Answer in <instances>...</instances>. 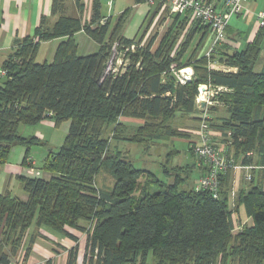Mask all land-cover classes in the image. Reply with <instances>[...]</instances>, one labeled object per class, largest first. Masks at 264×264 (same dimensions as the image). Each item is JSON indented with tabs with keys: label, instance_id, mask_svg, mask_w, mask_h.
Listing matches in <instances>:
<instances>
[{
	"label": "trees",
	"instance_id": "1",
	"mask_svg": "<svg viewBox=\"0 0 264 264\" xmlns=\"http://www.w3.org/2000/svg\"><path fill=\"white\" fill-rule=\"evenodd\" d=\"M153 5L148 26L155 14L169 8L160 0ZM100 8L96 2L87 22L63 14L49 25L43 16L35 35L23 38L3 63L7 72L0 79V163L15 145L27 146V158L31 145L39 142L20 132L22 124L51 118L56 125L70 121V127L63 145L49 152L44 162L49 178L20 176L27 200L10 192L0 194V264L15 256L33 223L77 242L69 249L67 264H78L79 254V238L69 228L87 233L83 264H264V69L256 71L264 32L241 50L229 52L218 45L211 55H199L210 29L199 21L188 26L190 14L173 13L156 44L158 32L146 40V32L134 39L122 36L130 10L112 25L110 19L102 21ZM79 31L98 42L99 50L80 55L75 38ZM60 37L64 39L54 60L37 61L41 42ZM114 43L124 64L106 73ZM214 62L227 69L212 67ZM187 66L194 74L183 84L175 71ZM202 84L224 87L209 107L211 112L218 104L225 108L226 114L217 120L197 103ZM196 114L197 120L205 119L223 132L231 145L232 152L224 148L229 156L253 167V178L238 192L235 208L230 197L232 170L221 175L220 195L215 198L209 190L181 188L193 166H176L175 172H168L174 182H167L111 148L115 139L149 150L157 141L186 137L189 133L180 125ZM123 116L144 122L130 126L121 121ZM104 166L114 177L110 188L97 184ZM194 166L199 167L198 160ZM145 173L148 178L142 181ZM243 213L253 223L234 232Z\"/></svg>",
	"mask_w": 264,
	"mask_h": 264
},
{
	"label": "crops",
	"instance_id": "2",
	"mask_svg": "<svg viewBox=\"0 0 264 264\" xmlns=\"http://www.w3.org/2000/svg\"><path fill=\"white\" fill-rule=\"evenodd\" d=\"M96 2H100L101 8V15L103 16V20L110 19L112 25L115 24L116 19L119 17L121 13L126 10H130L124 28L122 30V36L128 39H134L146 32L145 40L150 37L151 32L154 29H157L155 32H158L157 38L155 43L157 44L164 33L167 31L169 26L171 25L172 19V12L170 8L161 10L160 13L162 14H155L153 18V22L150 26H148L149 19L151 18L155 6L149 2H137V0H0V71L3 70V63L6 58L13 52V50L19 46L20 41L25 37H33L35 35L37 27L40 25L42 17H48V24L53 25L55 21L59 18V16L65 15H74L80 16L84 22L90 21L93 16L94 12V5ZM259 3L258 0H247L244 2V9L242 13L235 15L232 17L228 27H227V36L224 41H222L221 45H225V49L229 52H234L236 50L243 49L248 43L252 42L258 32L262 30L264 32V26L260 25V15L264 11L259 10ZM258 16V19H257ZM161 17H165L163 22H160ZM236 17V19L234 18ZM234 18V20H233ZM250 20L249 29L246 31L240 28V23L243 20ZM252 19V20H251ZM190 20V19H189ZM232 20L234 21L235 25L231 24ZM166 25V29L162 31V27ZM189 25H192L189 21ZM148 26V27H147ZM160 30V31H159ZM154 32V34H155ZM90 38L93 43H90L88 48H85L89 51L90 54L94 53L99 50L100 45L96 42L93 38H91L85 31H79L76 33L75 38L78 43V51L80 55H87V53L80 52L81 44L82 43H89L88 39ZM183 37V36H182ZM181 37V39H182ZM201 34H198L196 39L193 41V46L197 44L200 40ZM63 37L54 38L48 41H42L40 49L44 44H51V48L49 49L48 55L46 54L43 58L47 61H52L49 59H54L55 52L58 45L63 41ZM82 40V41H81ZM264 41V40H263ZM213 42V35L210 31H208L202 42V47L199 50V55L207 54ZM38 50V52L40 51ZM38 55V54H37ZM216 65H213V64ZM212 67L217 69H224L222 66H226L220 64L218 62H214ZM194 71L193 67L189 66ZM264 69V42L262 48V54L259 62L256 64V71H262ZM4 75L0 72V79H3ZM206 85V84H202ZM201 86V85H200ZM207 86V85H206ZM210 90H214L215 94L218 93V87L212 88L207 86ZM223 87V86H221ZM224 89V87H223ZM222 89V90H223ZM204 100L201 102H197L198 105L203 108L204 112L209 111V114L212 118L217 120L219 117L218 113L211 112L207 107V103L210 105L216 104L213 96L211 95V100H205L207 97L205 95H201ZM205 97V98H204ZM198 98V97H197ZM223 106L221 104H218ZM210 107V106H209ZM218 111V110H217ZM208 113V112H207ZM213 113V114H212ZM199 114V113H198ZM191 115L189 118H186L182 121V126L184 131H187L189 134L186 137L193 138L191 151L193 156H195L193 152V147L195 144L200 142V138L198 135L199 127H200V119L197 120L196 117L201 114ZM226 114V113H225ZM51 120V118H46ZM47 121V120H45ZM121 121L127 123L130 126H137L142 124L144 121L142 119L132 118L123 116L121 117ZM187 121V122H186ZM50 123L55 124V121H47ZM70 122V121H69ZM56 125V124H55ZM70 126V124H69ZM214 131V142L218 145L223 146L226 151H231V145L226 142V139L223 136V132L219 129L213 128ZM24 135V134H23ZM26 136V135H25ZM37 137V136H36ZM178 137V136H174ZM38 138V137H37ZM39 140V138H38ZM17 146V145H15ZM12 148L10 156L8 159L0 163V194L5 192H10L12 196L17 197L21 200L28 199V193L24 190L22 182L20 180V176H29L35 177L37 176V162L36 159L31 155V153L26 158V148L16 149L17 147ZM23 146V145H22ZM62 146V145H61ZM60 146V147H61ZM59 147V148H60ZM58 148V149H59ZM53 151V148H50ZM177 151L176 149H171ZM50 151V152H51ZM49 155V154H48ZM30 158V162L28 160ZM27 160V161H26ZM197 160V159H196ZM45 161V160H44ZM28 163L33 166L34 171H30V166ZM197 163V161H196ZM247 167H250L249 169ZM200 171L199 178L205 173V169L197 166ZM252 166L243 165L238 171H233V180L231 184V192L234 191V194L231 193V207L235 208L236 206V197L240 191V189L248 188L249 182L246 181L245 173L250 171L252 174ZM44 170V169H43ZM44 174H48L51 176V173H47L43 171ZM243 175V176H242ZM238 176H242L240 184H235L237 182ZM253 176V174H252ZM46 177V176H44ZM46 177V178H49ZM198 178V180H199ZM198 183V181H197ZM196 183V185H197ZM194 185L193 187H196ZM237 186V187H236ZM244 214V213H243ZM242 214V218H240L241 223L245 224H252L253 220L251 217L246 216L245 219ZM236 217V213H234ZM85 225V221L81 222ZM69 230L75 234L79 238V254H78V264H80L81 258V251L84 248L86 251L87 246V233L78 229L69 228ZM50 231L54 232L51 233ZM77 242L73 239L64 236L58 232H55L47 227H38L35 223L31 225L28 229L26 236L24 237V244L20 246L19 250L16 252L15 256L23 255L27 258L32 257L35 261L38 262H46V264H67L68 257H69V249L75 246ZM84 243V244H83ZM30 252L27 253V249ZM50 254H48V253ZM27 253V255H26ZM83 264V263H82Z\"/></svg>",
	"mask_w": 264,
	"mask_h": 264
},
{
	"label": "rangeland",
	"instance_id": "3",
	"mask_svg": "<svg viewBox=\"0 0 264 264\" xmlns=\"http://www.w3.org/2000/svg\"><path fill=\"white\" fill-rule=\"evenodd\" d=\"M258 3H259L258 9L264 11V0H258ZM234 18L236 19V17ZM257 19H258V16H257ZM233 20L231 24L235 25ZM239 23H240V26H239L240 28L246 31L249 29L250 20L246 21L244 19L242 22H239ZM161 29L162 31H164L166 29V25H164ZM156 30L157 29H154L151 32V34H154ZM84 37L88 39L89 43H82L80 52L85 53V54L86 53L90 54L89 52H92V51H89L85 48H88L89 47L88 45L90 43H93L90 41H93V40L90 38H87V36H84ZM116 44L117 43H114L110 57L106 63V67H105L106 73L116 72L117 71L116 67L121 68V66L123 65L119 63L120 61H119L118 56H119L120 50L118 49V46ZM134 47L135 45L131 46V48L133 49ZM50 48H51V44L42 45V48L38 52L36 60L39 62L45 61L43 58L45 57L46 54L48 55ZM117 51L118 53H116ZM49 60L53 61L54 59L51 58ZM187 67H184V68H187ZM207 104L208 105L205 108L209 109L210 104L209 103ZM215 113H218L219 117L223 116L226 113L225 108L223 106H220L218 111H216ZM45 120L51 121V122L54 121L53 119L51 120L43 119L36 124H22L20 126V132L22 134L26 135L27 137L37 136L39 138V142L32 144L29 150V153H31V155H33V157L36 159V162H37L36 169H37L38 177H44V176L49 177L48 174L43 173V171H45L42 169V167L44 166V162H45L44 160H46V158L48 157V154L51 151L50 148H53V150H58V148L61 145H63V143L65 142L66 136L69 132V127H70L69 121H64L61 124L55 125ZM192 140L193 138H190V137H171L170 139H167V140H161V141L155 142V144L148 150L143 144L130 142V141H124V140L118 141L115 139L112 141L111 148H113L114 151L121 150L123 154L127 153L130 156V158H132L133 163L136 167L148 169L152 171L155 175H157L160 179H162L163 181H167V182H174L175 176L169 175L168 172L170 173L175 172L176 166H184V165L193 166L194 168L191 172V175L189 177L187 184L181 186V188H184V187L187 188V187H193L194 185H196L198 178L200 176L199 169L194 166L197 160H196V157L193 156L192 151H191V145H192L191 141ZM22 145L23 144H17V146L15 147H17L16 149H20V148L25 149L26 147ZM171 149H176L177 151L173 154H170L171 153L170 151H172ZM168 153L170 154L169 156H168ZM30 164L31 163H28V166H30V171L33 172L34 168ZM242 176H238L237 178L238 180L235 184H240ZM147 178H148V174L145 173L142 176V181H145ZM113 182H114V177L111 175V173L108 171V169L105 166L102 167V169L100 170L97 176L98 186L104 187V188H110L111 186H113ZM231 193L234 194V191L232 190ZM236 194L238 193L236 192ZM243 216H244L243 219H245L246 217L244 214ZM238 220L239 218L237 217V221ZM85 225H89V224L85 222ZM50 232L54 233L52 231ZM23 244H24V239L21 245ZM84 256H85V249L83 248L81 251L80 264L84 262ZM150 258L153 259L152 255Z\"/></svg>",
	"mask_w": 264,
	"mask_h": 264
},
{
	"label": "built area",
	"instance_id": "4",
	"mask_svg": "<svg viewBox=\"0 0 264 264\" xmlns=\"http://www.w3.org/2000/svg\"><path fill=\"white\" fill-rule=\"evenodd\" d=\"M156 0H149L148 2L154 4ZM164 7L170 8L172 13L178 14H190V23L199 21L202 25L209 26L210 32L213 35L212 45L207 52L211 55L215 51L218 45L226 39L227 27L233 16L242 13L244 9V2L247 0H160ZM260 25L264 26V14L260 15ZM118 46V43L116 44ZM118 53V51L116 52ZM119 63L124 64L123 56L119 53ZM213 65H216L215 63ZM174 67V66H173ZM227 69V66H222ZM119 68L116 67V70ZM190 70V71H189ZM1 74L5 75L6 70L0 71ZM178 80L181 83H186L193 77V71L190 68H182L175 71ZM205 86V88H202ZM223 87L219 86L218 90L221 91ZM204 90V91H203ZM218 91V92H219ZM214 90H210L206 85L200 86V94L197 98V102H201L205 95V100L210 101L211 95H215ZM204 97V98H205ZM231 131L228 132V135ZM200 142L195 144L193 147L195 156L197 157L198 164L204 166L205 173L199 178L196 185V189L209 190L215 198L220 195L221 189V175L228 170L238 171L243 168V165L237 163L234 157L229 156L226 153L223 146L218 145L214 142V131L210 126L209 122L205 119L200 122L198 131ZM30 162V158H28ZM248 169L250 167H247ZM246 180H252L253 176L248 170L245 173ZM244 227V224L239 220H236L234 232L240 231ZM8 264H46V262H38L27 258L23 255H17L12 257Z\"/></svg>",
	"mask_w": 264,
	"mask_h": 264
},
{
	"label": "bare ground",
	"instance_id": "5",
	"mask_svg": "<svg viewBox=\"0 0 264 264\" xmlns=\"http://www.w3.org/2000/svg\"><path fill=\"white\" fill-rule=\"evenodd\" d=\"M190 71V70H189ZM202 88H205V86H202ZM204 91V90H203Z\"/></svg>",
	"mask_w": 264,
	"mask_h": 264
}]
</instances>
